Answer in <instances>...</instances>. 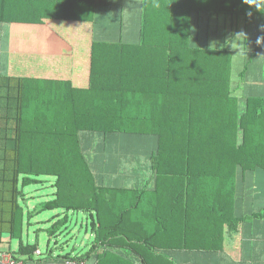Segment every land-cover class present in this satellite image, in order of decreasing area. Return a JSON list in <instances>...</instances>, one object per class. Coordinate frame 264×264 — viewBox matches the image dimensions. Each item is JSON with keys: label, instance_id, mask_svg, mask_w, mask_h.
<instances>
[{"label": "trees", "instance_id": "16d2710c", "mask_svg": "<svg viewBox=\"0 0 264 264\" xmlns=\"http://www.w3.org/2000/svg\"><path fill=\"white\" fill-rule=\"evenodd\" d=\"M13 7L0 3V22L39 21ZM137 22L136 43L93 54L87 89L58 83L28 94L24 78L0 77V243L19 239L1 251L26 264H179L176 251L222 246L239 174L264 171V94H243L256 60L264 63V11L245 0H142ZM88 133L146 136L149 177L98 182L82 146ZM41 176L55 178L53 198L27 210L28 220L61 212L48 220L49 248L37 258L38 240L22 239L21 200ZM69 212L88 214L93 240L55 255L50 243L68 230Z\"/></svg>", "mask_w": 264, "mask_h": 264}, {"label": "crops", "instance_id": "0c3cea01", "mask_svg": "<svg viewBox=\"0 0 264 264\" xmlns=\"http://www.w3.org/2000/svg\"><path fill=\"white\" fill-rule=\"evenodd\" d=\"M103 1H109L110 4L117 2L119 11L115 14V8L108 4L105 6ZM141 2L142 0H124V3L122 0H0V3L13 5L14 10L18 11L17 17L39 19L36 22H0V77L24 78L28 94H31L32 88L40 93L43 88L58 83L59 86L69 88H89L95 52L99 54L98 51L103 49L104 44L136 43L139 40L137 17ZM33 4H37V7ZM121 4L129 6L127 14H124ZM98 20H102L101 27L98 26ZM112 20L117 25L108 22ZM109 35L117 39L106 38ZM263 55L262 53L259 57ZM244 87V95L264 94L262 61L256 60L247 74ZM122 143L130 147L148 144L143 138L128 134L82 135L83 149L98 182L136 186L149 177L148 150L145 151L146 159L140 157L138 161H134L135 156L120 149ZM86 148L92 156L87 154ZM128 157L130 163L134 164L129 169L126 164ZM142 168L147 175L141 173ZM234 210L236 218L225 224L222 246L212 250L176 251L174 257L179 260L178 263L264 264V171L239 174ZM90 243L88 240L83 248L75 246V253L89 249ZM67 251L68 249L65 252ZM32 264L62 263L47 261Z\"/></svg>", "mask_w": 264, "mask_h": 264}, {"label": "rangeland", "instance_id": "374dc122", "mask_svg": "<svg viewBox=\"0 0 264 264\" xmlns=\"http://www.w3.org/2000/svg\"><path fill=\"white\" fill-rule=\"evenodd\" d=\"M122 3H124V0H122ZM103 4H105V6L106 4H108L110 7L113 6L115 8L114 9L115 14L117 11H119L117 9L118 6H116L117 2L114 4L112 3L110 4L109 1H103ZM121 9L125 11L124 14H127L129 12L128 10L129 6L126 4H121ZM98 21H99L98 26L101 27L102 22L100 21L102 20H98ZM103 21H106V20L104 19ZM108 22H111V24L117 25V22L115 20L108 21ZM106 38L117 39L113 35L106 36ZM233 51H234V56L237 57L236 60L233 62L234 63L233 64V74H234V79L236 80V84H238L241 81L239 72L242 69L243 59L241 58V51H236L235 49ZM239 84H241V82ZM142 137L143 139H145L146 136H142ZM146 146L148 145H145V143L144 144L142 143V144H139L138 147H130V146H126L125 143H122V146L120 147V149L130 152L131 155L135 156L134 161L135 160L138 161L140 157H142L143 159L147 158V154H145V151L148 150V147ZM86 151L88 155L92 156V154L90 153V150L86 148ZM126 160H127L126 164H127L128 169H129V166L133 167L134 164L130 163V157L126 158ZM141 173L145 175L148 174L146 173V170L144 168H142ZM40 178L43 180L42 182L28 185L24 189L26 198L21 200L25 208V223H24V231H23L22 239L25 243L27 242L34 243L35 241L38 240L39 249L43 253H47V250L49 248V235H48L47 229L51 225V221H48V220L51 219L56 213L61 212V209H53V210L45 209V210L40 211L39 213H36L31 218V220H28L27 210H33L35 208L37 210L41 207L44 201L53 198V192L55 191L53 184H54L55 178L53 176H41ZM69 213L71 215V218H70V224H69L68 230H66L62 236H59V242L57 244H55V241H54L55 238L54 239L52 238L53 240L50 243L51 247L56 246V250L54 253L55 255L57 253H62V251H60L59 249L60 247H64L68 250H71L75 246L76 248L77 247L83 248V246L87 245L88 240L90 241L93 240V236L91 232V224H90L91 219L88 216V214L84 212H69ZM28 222H31V224H28ZM8 239H9V236L6 234L5 242L0 243V250H7L9 246H11L12 250L18 249L19 239L17 238L13 239L10 245L7 242ZM66 240H68V242H66ZM63 242H66V243H63ZM174 253L172 255H174ZM36 256L44 257L45 254L36 255ZM177 262H179V260H177Z\"/></svg>", "mask_w": 264, "mask_h": 264}, {"label": "built area", "instance_id": "2783aa9c", "mask_svg": "<svg viewBox=\"0 0 264 264\" xmlns=\"http://www.w3.org/2000/svg\"><path fill=\"white\" fill-rule=\"evenodd\" d=\"M37 255H41L42 251L38 248ZM69 264L71 261L68 262ZM0 264H26L23 258H16L13 254L7 251H0Z\"/></svg>", "mask_w": 264, "mask_h": 264}, {"label": "clouds", "instance_id": "9594fccd", "mask_svg": "<svg viewBox=\"0 0 264 264\" xmlns=\"http://www.w3.org/2000/svg\"><path fill=\"white\" fill-rule=\"evenodd\" d=\"M245 3L250 5H255L258 10L264 11L262 10L264 9V0H245ZM249 15H251V13H249ZM241 35L246 37V34L244 33H237L236 37H239ZM262 42H264V38L258 40V43H262Z\"/></svg>", "mask_w": 264, "mask_h": 264}]
</instances>
